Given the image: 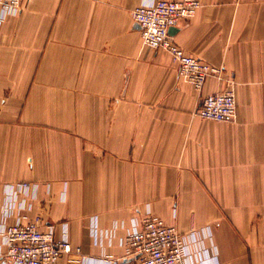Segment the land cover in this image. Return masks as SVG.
I'll use <instances>...</instances> for the list:
<instances>
[{
  "label": "crops",
  "instance_id": "obj_1",
  "mask_svg": "<svg viewBox=\"0 0 264 264\" xmlns=\"http://www.w3.org/2000/svg\"><path fill=\"white\" fill-rule=\"evenodd\" d=\"M142 1L23 0L5 18L0 7V249L5 187L30 182L7 223L41 217L57 239L67 223L82 255L124 260L149 209L183 233L210 227L216 264H264V0H200L175 27L188 54L225 69L202 91L143 44ZM230 82L236 122L196 117Z\"/></svg>",
  "mask_w": 264,
  "mask_h": 264
},
{
  "label": "built area",
  "instance_id": "obj_2",
  "mask_svg": "<svg viewBox=\"0 0 264 264\" xmlns=\"http://www.w3.org/2000/svg\"><path fill=\"white\" fill-rule=\"evenodd\" d=\"M22 3L23 0H0L2 17L19 14ZM201 7L200 0H143L132 12L143 44L169 53L178 66L180 79L197 91H202L211 77L223 79L225 69L188 54L175 42L170 30L194 18ZM195 116L202 120L235 123L237 100L232 82L223 92L204 96ZM35 191L37 185L30 182L5 187L1 214L4 250L0 249V264H58L64 255L73 253L80 256V264H216L218 250L210 227L183 233L149 209L140 220H135L123 241L124 260L82 255L81 249L75 248L70 241L67 223L60 225L59 239L56 237L57 225H44L41 217L26 223H7L18 197H27Z\"/></svg>",
  "mask_w": 264,
  "mask_h": 264
},
{
  "label": "water",
  "instance_id": "obj_3",
  "mask_svg": "<svg viewBox=\"0 0 264 264\" xmlns=\"http://www.w3.org/2000/svg\"><path fill=\"white\" fill-rule=\"evenodd\" d=\"M174 31H175V28H171L170 34L172 35L174 33Z\"/></svg>",
  "mask_w": 264,
  "mask_h": 264
}]
</instances>
